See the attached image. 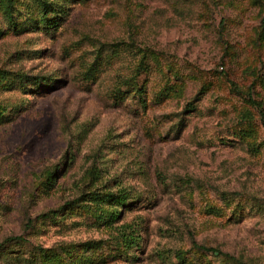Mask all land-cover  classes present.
Instances as JSON below:
<instances>
[{"label": "rangeland", "instance_id": "1", "mask_svg": "<svg viewBox=\"0 0 264 264\" xmlns=\"http://www.w3.org/2000/svg\"><path fill=\"white\" fill-rule=\"evenodd\" d=\"M44 1L0 9V264H264V0Z\"/></svg>", "mask_w": 264, "mask_h": 264}, {"label": "trees", "instance_id": "2", "mask_svg": "<svg viewBox=\"0 0 264 264\" xmlns=\"http://www.w3.org/2000/svg\"><path fill=\"white\" fill-rule=\"evenodd\" d=\"M40 1H41V5H43L45 3L44 0H40ZM12 4H13V0H0V9L2 10V13H3L5 19H6V17L10 16V9L12 8ZM262 119L264 122V117ZM115 197L118 201H121L122 199H124L126 197V192L125 191L120 192V190H119L118 194L116 196H114V199H115ZM16 237L20 238V236H16ZM193 246H194V248L199 249L201 251H206V252L209 251V252H215V253H219V254L220 253L226 254V252H223L219 248L212 246V245H206L203 243L193 242Z\"/></svg>", "mask_w": 264, "mask_h": 264}]
</instances>
